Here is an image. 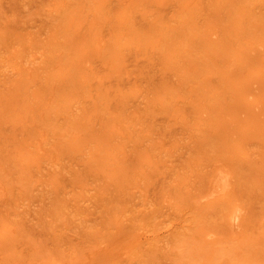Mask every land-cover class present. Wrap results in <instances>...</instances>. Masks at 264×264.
<instances>
[{
    "label": "rangeland",
    "instance_id": "374dc122",
    "mask_svg": "<svg viewBox=\"0 0 264 264\" xmlns=\"http://www.w3.org/2000/svg\"><path fill=\"white\" fill-rule=\"evenodd\" d=\"M0 264H264V0H0Z\"/></svg>",
    "mask_w": 264,
    "mask_h": 264
},
{
    "label": "bare ground",
    "instance_id": "6f19581e",
    "mask_svg": "<svg viewBox=\"0 0 264 264\" xmlns=\"http://www.w3.org/2000/svg\"><path fill=\"white\" fill-rule=\"evenodd\" d=\"M238 219H239L238 213L237 214H234L233 217H232L233 223L237 222Z\"/></svg>",
    "mask_w": 264,
    "mask_h": 264
}]
</instances>
